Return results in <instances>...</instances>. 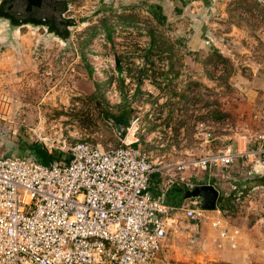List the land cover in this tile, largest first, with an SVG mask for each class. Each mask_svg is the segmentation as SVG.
<instances>
[{"label": "rangeland", "instance_id": "rangeland-1", "mask_svg": "<svg viewBox=\"0 0 264 264\" xmlns=\"http://www.w3.org/2000/svg\"><path fill=\"white\" fill-rule=\"evenodd\" d=\"M69 2L78 24L66 41L42 26L10 34L0 25V153L27 154L22 138L104 148L126 138L154 162L177 166L264 134V0ZM121 108L130 109L123 134L104 115ZM257 168L240 157L212 170L181 169L214 185L216 210L197 220L180 210L155 264H264Z\"/></svg>", "mask_w": 264, "mask_h": 264}, {"label": "built area", "instance_id": "built-area-1", "mask_svg": "<svg viewBox=\"0 0 264 264\" xmlns=\"http://www.w3.org/2000/svg\"><path fill=\"white\" fill-rule=\"evenodd\" d=\"M244 139L243 149L227 146L177 166L154 162L126 138L104 148L86 139L57 146L39 137L35 141L50 155L66 154L48 167L28 154L0 153V264H155L171 218L181 210L197 220L208 210L198 200L168 202L173 184H199L177 170H212L243 157L258 171L264 167V134ZM157 171L161 184L153 193L150 180ZM221 220L213 223L226 235Z\"/></svg>", "mask_w": 264, "mask_h": 264}, {"label": "water", "instance_id": "water-1", "mask_svg": "<svg viewBox=\"0 0 264 264\" xmlns=\"http://www.w3.org/2000/svg\"><path fill=\"white\" fill-rule=\"evenodd\" d=\"M69 9V0H0V25L10 34L22 25L42 26L47 33L66 41L71 28L78 24L76 17L68 14ZM115 126L121 132L120 124ZM20 142L37 164L50 165V154L42 142L33 143L25 138ZM184 195L186 198L200 197L203 208L214 209L219 192L213 184L206 183L186 189Z\"/></svg>", "mask_w": 264, "mask_h": 264}, {"label": "trees", "instance_id": "trees-1", "mask_svg": "<svg viewBox=\"0 0 264 264\" xmlns=\"http://www.w3.org/2000/svg\"><path fill=\"white\" fill-rule=\"evenodd\" d=\"M155 8L154 9V14L158 16L157 12H159L158 10H160L161 12V6L160 4H154ZM158 8V10H157ZM157 11V12H156ZM160 17L163 19L165 16L164 14H161L160 13ZM160 18V19H161ZM104 115H106V117L110 118L113 120V123L114 125L116 123H119L121 127H123L122 129V134L125 132V128L128 126L130 120H129V116H130V109H127V108H121L118 112H112L108 109H104ZM33 143H38V141H33ZM131 147H136V142H134L133 144H129ZM63 155H66V154H63V152L61 151H54L51 155H50V159H55L57 157H61ZM68 157H66L67 159ZM260 182L264 183V174L260 176ZM219 203L217 205L218 208H222L223 207V204H222V200H219Z\"/></svg>", "mask_w": 264, "mask_h": 264}, {"label": "crops", "instance_id": "crops-1", "mask_svg": "<svg viewBox=\"0 0 264 264\" xmlns=\"http://www.w3.org/2000/svg\"><path fill=\"white\" fill-rule=\"evenodd\" d=\"M122 2V0H120ZM123 4V3H121ZM120 4V6H122ZM133 3H130V2H127L125 3L124 5H131ZM161 6V5H160ZM134 143V142H133ZM131 144V143H130ZM137 145V144H136ZM136 149V147H134ZM184 170H181L180 169V173H183L184 174ZM188 176V175H186ZM161 175L159 174V172H154L152 174V177H151V180H150V190L153 192V193H157L159 191V188H160V184H161ZM188 178H190L188 176ZM205 183H208V182H205ZM200 184V183H199ZM183 184H173L170 188H169V191H168V202L171 203V204H174V205H179L180 204H183L185 203L184 201L186 200V197L184 195V193L182 194V192L186 189H184L183 187H181ZM219 196V195H218ZM212 211H215V209H211Z\"/></svg>", "mask_w": 264, "mask_h": 264}]
</instances>
